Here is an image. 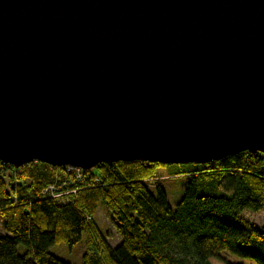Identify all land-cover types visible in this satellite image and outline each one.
Returning a JSON list of instances; mask_svg holds the SVG:
<instances>
[{
  "label": "water",
  "instance_id": "95a60500",
  "mask_svg": "<svg viewBox=\"0 0 264 264\" xmlns=\"http://www.w3.org/2000/svg\"><path fill=\"white\" fill-rule=\"evenodd\" d=\"M245 151L264 154V0H0V162Z\"/></svg>",
  "mask_w": 264,
  "mask_h": 264
},
{
  "label": "trees",
  "instance_id": "16d2710c",
  "mask_svg": "<svg viewBox=\"0 0 264 264\" xmlns=\"http://www.w3.org/2000/svg\"><path fill=\"white\" fill-rule=\"evenodd\" d=\"M168 166L186 177L174 208L161 186L150 187ZM80 173L79 179L69 167L0 162V264H69L49 249L71 248L83 235L81 264H212L222 252L264 264V224L239 216L264 213L262 153L199 165L115 162ZM99 205L111 216L116 247L94 221Z\"/></svg>",
  "mask_w": 264,
  "mask_h": 264
},
{
  "label": "rangeland",
  "instance_id": "374dc122",
  "mask_svg": "<svg viewBox=\"0 0 264 264\" xmlns=\"http://www.w3.org/2000/svg\"><path fill=\"white\" fill-rule=\"evenodd\" d=\"M74 169H78V168H74ZM74 169L73 171L76 173V170ZM81 171L83 170L81 169ZM175 171L176 168L173 166L160 167L155 174L156 178L155 176L153 178L155 179V181L150 182V187L159 185L163 188L167 196V201L171 206V208H174L175 205L181 200L183 196V190L186 184V177H184L183 175H177V176L173 175ZM239 216L244 220L248 221L250 224H252L255 227H260L261 225L264 224L263 212L253 213L251 211L244 210L240 213ZM110 219L111 216L109 212L102 205H99L94 216V221L99 227V229L104 234H106L109 243L113 247H116L120 243V239L115 233V230L112 226ZM84 250H85L84 235L82 236L81 240L71 248L61 244V245H54L49 249L50 253H52L57 258L69 264H81V259ZM220 256H221V260L211 259L210 262L212 264H224V261L235 264H256L251 259L240 258L229 252H222Z\"/></svg>",
  "mask_w": 264,
  "mask_h": 264
},
{
  "label": "built area",
  "instance_id": "2783aa9c",
  "mask_svg": "<svg viewBox=\"0 0 264 264\" xmlns=\"http://www.w3.org/2000/svg\"><path fill=\"white\" fill-rule=\"evenodd\" d=\"M71 170H73L74 168H72V167H69ZM74 170H76V175H77V177L80 179V178H82V175H81V169H74ZM50 191H54L55 192V190H53V188L52 187H50ZM55 197L57 196V197H59L60 195H54Z\"/></svg>",
  "mask_w": 264,
  "mask_h": 264
},
{
  "label": "bare ground",
  "instance_id": "6f19581e",
  "mask_svg": "<svg viewBox=\"0 0 264 264\" xmlns=\"http://www.w3.org/2000/svg\"><path fill=\"white\" fill-rule=\"evenodd\" d=\"M66 167H69V166H66Z\"/></svg>",
  "mask_w": 264,
  "mask_h": 264
}]
</instances>
